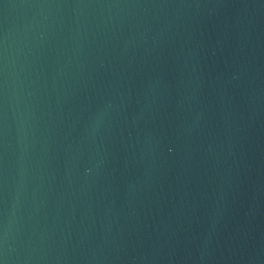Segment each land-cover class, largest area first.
<instances>
[{"label": "water", "instance_id": "water-1", "mask_svg": "<svg viewBox=\"0 0 264 264\" xmlns=\"http://www.w3.org/2000/svg\"><path fill=\"white\" fill-rule=\"evenodd\" d=\"M0 264H264V0H0Z\"/></svg>", "mask_w": 264, "mask_h": 264}]
</instances>
